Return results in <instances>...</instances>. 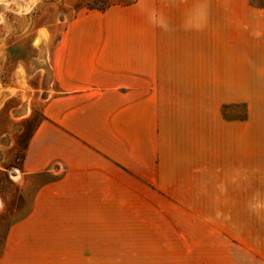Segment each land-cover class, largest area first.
Returning <instances> with one entry per match:
<instances>
[{
	"label": "crops",
	"instance_id": "1",
	"mask_svg": "<svg viewBox=\"0 0 264 264\" xmlns=\"http://www.w3.org/2000/svg\"><path fill=\"white\" fill-rule=\"evenodd\" d=\"M195 5H212L222 50L234 53L223 100L233 113L218 122L225 202L114 203L130 180L190 183L209 170V108L194 116L179 88L188 78L159 55L187 47L206 15ZM113 11L75 19L55 46L53 93L18 167L31 203L11 206L0 264H264V5L137 0L118 10L131 27H103Z\"/></svg>",
	"mask_w": 264,
	"mask_h": 264
},
{
	"label": "rangeland",
	"instance_id": "2",
	"mask_svg": "<svg viewBox=\"0 0 264 264\" xmlns=\"http://www.w3.org/2000/svg\"><path fill=\"white\" fill-rule=\"evenodd\" d=\"M136 1L0 0V252L5 230L15 216L11 206L31 203L30 191L25 189V176L20 175L18 167L27 141L41 120L43 103L53 93L50 64L55 46L70 23L90 13L116 10L107 17L108 21L105 19L103 27H131L118 10ZM252 1L255 5H264V0ZM202 2L212 4L216 0ZM207 7V10H202L195 5V13L206 15L199 14V19L193 21L191 33L188 31L187 47L164 44L159 55L163 64L175 67L173 71L179 79L188 78V83L179 88H185L188 100L194 101V116H199L196 114L200 113L199 105L209 108V170L203 174L199 171L190 183L162 180L155 186L145 181L130 180L129 189L115 188L114 203L225 202L218 194V150L223 133L219 120L224 115L232 117L233 113L232 107L223 105V100L233 92L234 53L222 50L220 22L212 18H216L212 5ZM166 39L170 40V37ZM175 39L177 44L183 42V37ZM241 110L244 117V104ZM175 142L179 144L178 140ZM202 144L200 135L194 134L191 145L197 148Z\"/></svg>",
	"mask_w": 264,
	"mask_h": 264
}]
</instances>
